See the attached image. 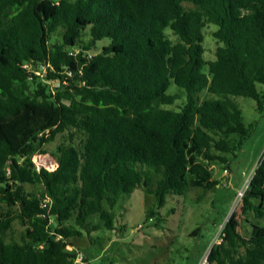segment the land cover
Wrapping results in <instances>:
<instances>
[{
    "label": "trees",
    "instance_id": "16d2710c",
    "mask_svg": "<svg viewBox=\"0 0 264 264\" xmlns=\"http://www.w3.org/2000/svg\"><path fill=\"white\" fill-rule=\"evenodd\" d=\"M263 88L264 0H0V264H75L74 240L117 230L139 189L163 228L168 197L230 171L255 130L235 97L262 114ZM59 135L56 169L38 167ZM242 204L264 220V152ZM221 239L210 264H264L261 227Z\"/></svg>",
    "mask_w": 264,
    "mask_h": 264
},
{
    "label": "rangeland",
    "instance_id": "374dc122",
    "mask_svg": "<svg viewBox=\"0 0 264 264\" xmlns=\"http://www.w3.org/2000/svg\"><path fill=\"white\" fill-rule=\"evenodd\" d=\"M216 30L215 25L205 30L207 60L215 57L217 41L212 32ZM167 33L176 39L171 31ZM104 44L106 42L98 43L95 51L100 52ZM176 90L173 85L170 91ZM210 97L207 92L200 94L201 100ZM235 100L246 123H255V130L232 160L230 171H225L221 165L213 167L214 178L221 182L217 188L209 192L196 188L183 196L168 197L167 205L160 210L162 216L167 215L163 228L155 226V219L146 223L147 210L155 205L153 196L145 195L140 189L131 196H122L114 210L117 230L101 229L91 235L84 233L74 240L89 264H199L230 220L239 224L244 235L255 226L264 232V220L248 216L242 209L243 195L264 152V113L257 111V102L251 98L238 96ZM65 141L66 136L59 135L55 142L45 147L46 154L35 155L37 166L54 171L57 148ZM172 208L176 210L174 214L169 213ZM140 225L143 227L139 228ZM15 228L18 238L22 228L18 224Z\"/></svg>",
    "mask_w": 264,
    "mask_h": 264
},
{
    "label": "built area",
    "instance_id": "2783aa9c",
    "mask_svg": "<svg viewBox=\"0 0 264 264\" xmlns=\"http://www.w3.org/2000/svg\"><path fill=\"white\" fill-rule=\"evenodd\" d=\"M150 222H153V219L151 218L150 219ZM143 226H141L140 225V227L139 228H142ZM225 228V227H224ZM224 228H222V230H221V232L219 233V235H218V237L216 238V240H215V242L214 243H212V245L208 248V250L206 251V253L204 254V256H203V258H202V260H201V262L199 263V264H210L209 263V260H208V256H209V254H210V251L212 250V248H213V246L215 245V244H218V243H220L221 242V237H222V235H223V230H224ZM75 264H89V261L87 260V257H86V255L83 253V252H78V254H77V258H76V260H75Z\"/></svg>",
    "mask_w": 264,
    "mask_h": 264
}]
</instances>
